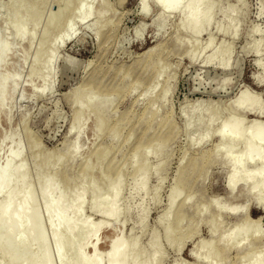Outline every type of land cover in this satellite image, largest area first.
<instances>
[{"label":"rangeland","instance_id":"rangeland-1","mask_svg":"<svg viewBox=\"0 0 264 264\" xmlns=\"http://www.w3.org/2000/svg\"><path fill=\"white\" fill-rule=\"evenodd\" d=\"M140 1L97 0L90 22L81 25L76 4L63 13L65 0H0V42L10 47L0 76L17 80L16 87L9 83L7 91L15 89L0 111V141L8 136L11 146L22 151L13 165L27 169L49 258L60 264L38 171L61 192L88 188L82 220L91 225L102 220L91 207V186L109 201L120 189V217L104 220L107 228L90 240L91 244L96 240L102 256L111 240L133 233L140 264L152 256L156 264H209L213 255L215 264H249L247 256L253 251L260 252L257 262L264 264V212L248 196V188H238L230 196L225 189L230 170L225 150L214 151L220 144L218 131L232 116L243 118L244 128L259 117L264 121V85L255 79L264 78L257 64L264 62V0H211L212 25L200 36L186 32L179 15H162L152 1L150 15L142 16ZM101 3L107 8L99 18ZM232 16L237 19L236 30L229 23ZM67 25L78 36L60 44ZM141 27L143 34L137 37ZM12 28H24V39L15 40ZM258 43L256 56L251 50ZM220 49L230 51L227 69L206 64ZM44 84L51 89L43 94ZM242 91L259 104L262 115L235 110L233 104ZM214 113L216 122L210 128L214 136L197 146V136ZM198 116L203 119L199 130ZM76 135L77 152L72 148ZM6 147L0 152V168L5 166ZM241 150V145L235 149ZM84 165L87 172L82 171ZM119 174L120 185L114 180ZM142 179L145 188L138 191ZM173 193L180 197L169 210ZM4 200L1 196L0 204ZM213 200L217 206H212ZM245 206L244 214H229L232 208ZM246 219L252 222L249 233L262 239L255 238L249 247L231 248L227 244ZM65 235L62 229L60 236ZM201 241L206 245L198 254L205 263L191 256ZM84 254L91 256L90 246ZM30 260L22 256L15 264ZM0 264H12L9 252H0ZM101 264L110 263L102 257Z\"/></svg>","mask_w":264,"mask_h":264},{"label":"bare ground","instance_id":"bare-ground-1","mask_svg":"<svg viewBox=\"0 0 264 264\" xmlns=\"http://www.w3.org/2000/svg\"><path fill=\"white\" fill-rule=\"evenodd\" d=\"M150 1L155 4L162 15H179L186 32L192 35L200 36L207 32L212 25L214 4L211 0H141L139 13H141L142 16L150 15ZM96 2L97 0H65L63 13L65 14L72 5L76 4L79 9V24L85 25L90 22L91 8ZM106 6V3H101L99 5V18L105 13ZM229 23L231 28L235 29L237 27L236 16L229 17ZM93 26L95 25L93 24ZM143 31V27L139 28L136 36L140 37ZM12 32L14 34V39L18 41L24 39L26 36V30L24 28H12ZM226 32L228 33V31ZM77 33L70 25H67V29L60 37V44L68 42L72 37H75L73 39L75 40L78 36ZM98 36H101L100 32ZM212 43L213 41L211 39L208 46H211ZM259 47L260 43L257 44L255 49L251 50L256 56ZM42 52L43 48L37 52L36 62L41 57ZM9 53L10 47L0 42V69L4 66L5 59ZM229 55L230 51L217 50L207 58L206 64L216 63L219 68L227 69L229 66ZM257 64L264 70V62L257 61ZM46 68L50 70L51 63H48ZM35 74H37V71ZM255 79L258 80L259 84L264 85V78L256 77ZM9 83H12L14 85L13 87H16L17 80L9 76H0V111L4 107L6 97L12 94V91L15 89L13 88L8 92L7 87ZM48 89H51V86L44 84L41 92L44 94ZM91 89L97 93L106 92L96 87ZM107 94L106 92L105 96L110 97V95ZM84 98H88L87 93ZM90 98L91 97H89V99ZM97 104L101 107L107 106L103 103ZM233 107L238 112L258 113L262 115V109L259 104L256 101L248 99L246 91L240 93ZM217 113H214L207 119L204 130L197 136V146H201L214 136V133L210 132V128L212 127L211 125L216 122ZM198 118L199 119L195 121V127L199 130L198 127L202 126L203 119L200 116H198ZM260 118L261 117L251 121L247 128H244L243 118L232 116L223 124L222 129L218 131L217 136L220 144H218L214 151L218 152V150H225L223 158L228 161L230 166L226 178L225 189L229 192L230 196L233 197L238 188H248V196H253L256 205H259L257 208L261 212H264L262 210V207H264V121H261ZM96 123L98 127L102 125L98 121ZM77 124L78 122L75 121L72 125L76 126ZM72 127L70 128V133L72 132ZM195 138L196 137L193 136L191 142H193ZM2 139L3 140L0 141V152L5 145H7L5 149L7 150V159L4 164L5 166L0 168V197H5L4 202L0 204V252H9L12 264H15L22 256L31 257L29 264H52L49 258V251L43 229L39 221V215L34 208L35 199L31 195L30 187L27 184V169L23 165H13V162L22 156V151L20 148L11 146L12 142L9 141L8 136H4ZM78 140L79 135H76L75 143L72 146L75 152L79 149L76 144ZM227 144L229 147L225 146ZM240 145L242 146V150L235 151L236 147ZM34 157L36 158V156ZM245 168H260V171L257 172L253 170L252 172H248ZM87 170H89L88 167L84 165L82 171L87 172ZM37 174L39 176L38 187L40 195L44 201L45 214L53 232L55 249L60 264H101L102 257H105L110 264H140L138 255L135 253L137 241L136 237L132 235L133 233L125 239L114 238L111 240L104 256L98 253L96 240L92 244L90 243L92 238H97L101 231L107 228V224L104 220L114 222L120 217L118 206L121 196L120 189L112 192V200L109 201L101 197V193L97 188L91 186L90 191L93 195L91 207L102 219L97 224L91 225L82 220L85 195L88 191L87 187L81 186L77 192H74L73 188H67L65 192H61L59 187L47 177H43L40 171H38ZM120 178L121 175L119 174L116 179H114L119 185L121 181ZM144 180L145 179H142V186L138 191L145 188ZM179 197L180 195L173 193L169 210L176 207ZM211 204L212 206H217L215 200H213ZM246 208V206L244 208H232L229 210V214L232 216L244 214ZM31 223L35 224V228L29 229ZM251 224L252 222L246 219L241 226L242 229L239 231L240 233L236 234L227 245L231 248L249 247L255 238L261 240L262 237L249 233ZM62 229L66 230L65 237L60 236ZM171 230V228H168L167 233L171 234ZM216 232L217 229L215 227L211 228L210 233L212 235L216 234ZM36 245H38V247H36ZM204 245H206V243L201 241L198 248H194L191 252L192 258L197 260V262L205 263L198 254L199 249ZM89 246L92 252L91 256L84 254V250ZM210 248V255H213L212 246H210ZM259 253V251L248 253L249 255L247 257L250 259L249 264H261L257 262V254ZM213 257V261H207L209 264H215V256L213 255ZM209 259L210 258H207V260ZM142 264H156V260L152 256L150 260Z\"/></svg>","mask_w":264,"mask_h":264},{"label":"water","instance_id":"water-1","mask_svg":"<svg viewBox=\"0 0 264 264\" xmlns=\"http://www.w3.org/2000/svg\"><path fill=\"white\" fill-rule=\"evenodd\" d=\"M74 38H75V37L70 38L69 41H70V40H73ZM256 206H259V205H256ZM262 210L264 211V207H262Z\"/></svg>","mask_w":264,"mask_h":264}]
</instances>
